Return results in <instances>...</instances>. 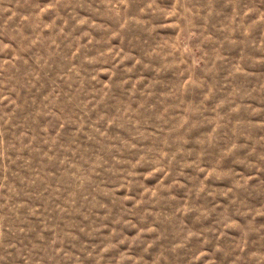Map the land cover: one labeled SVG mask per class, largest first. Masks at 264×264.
<instances>
[{"label": "rangeland", "instance_id": "374dc122", "mask_svg": "<svg viewBox=\"0 0 264 264\" xmlns=\"http://www.w3.org/2000/svg\"><path fill=\"white\" fill-rule=\"evenodd\" d=\"M0 264H264V0H0Z\"/></svg>", "mask_w": 264, "mask_h": 264}]
</instances>
